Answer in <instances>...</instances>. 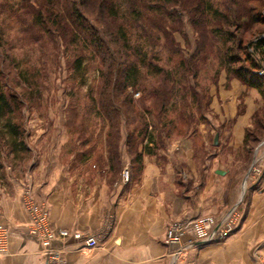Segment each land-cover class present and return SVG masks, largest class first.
<instances>
[{"label":"rangeland","instance_id":"374dc122","mask_svg":"<svg viewBox=\"0 0 264 264\" xmlns=\"http://www.w3.org/2000/svg\"><path fill=\"white\" fill-rule=\"evenodd\" d=\"M58 3L53 15L62 12L71 0ZM146 4L140 6L139 20L129 11L125 15L124 9L119 14L129 49L123 43L103 45L105 50L118 52L116 58L126 55L129 62H138L140 84L126 92L127 102L132 105L125 113L120 107L117 112V104L109 97L110 86L119 82L123 69L113 62L112 53L103 58L79 33L68 27H55L54 18L47 16L50 8L45 0H0V85L15 105V122L27 148V152L14 155L0 139V191L8 189L9 180L25 178L53 155L73 172L101 171L107 167L109 171L102 177L113 183L124 167L131 172L130 152H142L145 148L149 154L161 153L188 139L194 142L196 151L203 152L201 126H210L207 151L214 152L211 137L218 134L219 138V125L211 106L220 79L226 75L222 60L227 45L224 47L216 39L219 36L213 38L210 34L207 53L196 56L199 39L188 15L179 7L170 12L169 8L146 11ZM212 4L221 12L234 6L229 0H212ZM39 11L45 12L43 26L36 24ZM239 12L250 21L249 30L243 34L245 42L264 37V0H245ZM60 15L59 21L66 26L64 14ZM253 19L262 22L254 24ZM171 28L178 32L172 31L166 38L163 30ZM253 59L260 60L254 56ZM120 60L123 62L124 58L121 56ZM260 64L264 67L263 62ZM260 74H264V69ZM150 93L157 96L151 98ZM107 104L110 105L106 108ZM243 112L241 97L237 115ZM257 119L261 120L257 143L250 137L246 147L243 143L235 151L228 146L223 150L228 156V169L241 174L237 198L243 195L246 199L244 213L252 184L264 179V167L260 166L264 165V113ZM256 120L251 119L246 130H254ZM230 126L231 122L222 131L228 133ZM116 140H120L118 150L123 161L116 164L113 160L110 164L107 144ZM253 168H262L260 177L252 176ZM258 261L264 264V256Z\"/></svg>","mask_w":264,"mask_h":264},{"label":"crops","instance_id":"0c3cea01","mask_svg":"<svg viewBox=\"0 0 264 264\" xmlns=\"http://www.w3.org/2000/svg\"><path fill=\"white\" fill-rule=\"evenodd\" d=\"M226 82L222 75L211 106L219 125L217 145L211 137L214 152L207 151L210 126H201L203 152L196 151L188 139L174 143L168 151L143 154L138 169L131 164L126 185L118 184L120 177L107 183L102 177L107 167L73 172L56 155L25 178L9 180L8 189L0 191V228L8 233L7 254L0 257V264H47L39 241L28 235L23 204L27 195L45 203L54 232L100 236L95 250L83 249L71 236L55 242L53 247L63 249V264H172L165 244L169 225L198 217L217 220L240 191L241 174L228 169L223 150L242 147L245 130L263 102L256 91L237 80L229 81L228 88ZM241 97L244 112L237 115ZM230 122L229 132L222 131ZM253 184L249 206L233 234L220 244L187 252L176 264H260L264 179Z\"/></svg>","mask_w":264,"mask_h":264},{"label":"trees","instance_id":"16d2710c","mask_svg":"<svg viewBox=\"0 0 264 264\" xmlns=\"http://www.w3.org/2000/svg\"><path fill=\"white\" fill-rule=\"evenodd\" d=\"M58 1L59 0H45L46 6L50 8V10L46 12L47 16L53 17L55 21L53 25L55 27H60V29L68 27L70 31L74 30L76 33H79L86 42H89L90 45L99 51L103 58H106L107 54L112 53L111 58L114 59L113 62L118 63L117 67H123L119 82L117 83L115 81L111 84V93H109L112 103L114 102L117 104L115 109L117 112H119L120 109L125 113L130 111V106L132 104L131 102H127L126 92L130 88L134 89L139 87V66L137 61L129 62V59H126V55H121L124 58V61L121 62V56H118V58L115 57L119 55L118 52H114V50L111 51L110 49L105 50L103 45L106 44L110 47V44L118 46L123 43L124 46L126 45V49H129L125 28L121 22L122 17L119 14L121 10L124 9L125 15L129 11V15H136L139 20L140 6L141 4L147 3L148 6L147 4L145 5L146 11L148 9L152 12L168 11L169 8L170 12V10L179 7L180 10L188 15L192 29L198 35L199 39L196 47V56L207 53L206 42L208 35L211 34L210 36L213 38L219 36V38L216 39H220L224 47L227 45L222 60L226 73V80L231 81L235 79L247 90H254L261 97L263 105L260 110L253 114L251 118L253 121H255L261 113H264V74H260L264 69L260 64L262 62L264 63V37L257 38L252 42L250 40L245 42L243 34L249 30L250 27H248V23L250 21L246 20L239 12V8H242V5L245 4V0H229L234 6L228 8L227 12H221L218 8H215L212 4V0H71V3H68L62 12L59 11L58 14L53 15V12L56 11V8L59 6ZM44 13L45 12L41 13V11H39L36 17L37 25H44L42 19ZM60 13L64 14L66 26L59 21L61 16ZM88 18H91L93 21L90 22ZM252 22L254 24H260L262 21L261 19L259 21L253 19ZM210 26L212 28L207 30ZM163 31L166 38L170 37L172 31L178 32V30H173L172 28L170 31H167V29ZM240 33L241 36L238 37ZM244 44H246V46L242 48ZM124 46L122 45V50L126 51ZM253 56L259 57L260 62H256ZM112 65L114 66V64ZM190 69L193 70V67H190ZM155 96L153 93L149 95L151 98ZM109 105L110 104H107L106 108ZM119 107L120 109H117ZM16 112L17 110L14 103L3 92L0 85V139L11 147V152H13L14 155H20L21 153L27 152V148L23 142V134L15 122ZM108 112L111 113V110L108 109ZM257 120L254 130L245 131L243 141L245 147L250 137L254 143L259 141L256 133H259L258 128H260L259 124L261 120ZM139 133L140 132H138V134ZM130 137L131 135L128 136V143L131 141L129 140ZM119 142L120 140L114 144L112 142L107 144L106 154L110 155L108 159L110 164L113 160H115L114 162L116 164L122 161L120 149L118 150ZM109 147L111 149L110 151L108 150ZM148 153L149 150L147 152L145 148L142 152H136L134 154L130 152L128 155L130 163L136 165L138 169L141 166L143 154ZM111 155L115 157L113 158ZM111 167L110 165V168Z\"/></svg>","mask_w":264,"mask_h":264},{"label":"built area","instance_id":"2783aa9c","mask_svg":"<svg viewBox=\"0 0 264 264\" xmlns=\"http://www.w3.org/2000/svg\"><path fill=\"white\" fill-rule=\"evenodd\" d=\"M261 167L262 164H260ZM252 176L260 177L262 168H253ZM131 180L128 167L121 171L118 184L126 185ZM24 208L28 216V235L37 239L42 248V255L47 264H63V249L55 248V242L66 240L70 236L82 244L85 250L99 248V235L89 234L70 235L66 231L54 232L49 224V214L44 202H39L27 195ZM246 199L241 195L219 219L198 217L194 219L178 220L169 225L166 231L165 244L168 247V257L172 264H176L187 252L200 250L204 247L220 244L226 241L239 226L244 215ZM8 233L0 228V257L7 254Z\"/></svg>","mask_w":264,"mask_h":264},{"label":"water","instance_id":"95a60500","mask_svg":"<svg viewBox=\"0 0 264 264\" xmlns=\"http://www.w3.org/2000/svg\"><path fill=\"white\" fill-rule=\"evenodd\" d=\"M213 143H214V145H217V143H218V134H215ZM218 173L219 174H223L222 172H218Z\"/></svg>","mask_w":264,"mask_h":264}]
</instances>
